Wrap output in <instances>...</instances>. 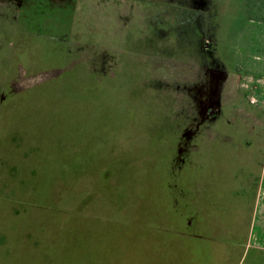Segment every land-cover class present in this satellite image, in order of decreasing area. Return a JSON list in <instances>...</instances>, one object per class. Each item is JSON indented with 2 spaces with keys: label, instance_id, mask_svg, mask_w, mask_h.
<instances>
[{
  "label": "rangeland",
  "instance_id": "374dc122",
  "mask_svg": "<svg viewBox=\"0 0 264 264\" xmlns=\"http://www.w3.org/2000/svg\"><path fill=\"white\" fill-rule=\"evenodd\" d=\"M2 94L0 264H264V28L243 0H0ZM208 202L218 246L193 236Z\"/></svg>",
  "mask_w": 264,
  "mask_h": 264
},
{
  "label": "crops",
  "instance_id": "0c3cea01",
  "mask_svg": "<svg viewBox=\"0 0 264 264\" xmlns=\"http://www.w3.org/2000/svg\"><path fill=\"white\" fill-rule=\"evenodd\" d=\"M17 96L18 95H16V94H10L9 96L7 94L0 95V125L3 123L2 120H5L6 119V116L3 113V111H4L3 108L7 104H8V108L13 109V107H16V102H15L14 98H16ZM1 139H2V137L0 136V140ZM3 146H4V143L2 142L1 145H0V149H2ZM215 206L217 208L214 207V204L210 205V203L208 202V203L205 204V206L200 207L199 210L202 211V218H201L202 224H204V226H206L208 228V230H207V232L205 234H202L201 232H195V233H193V236H195V237H198V238L205 237L204 243L208 242L210 246H211V242L215 246L216 245L217 246L218 245H221L220 242H219V240L220 239H224L223 236H219V234L215 233L212 230V228H209L210 225L213 226L217 222H218V224L220 223V221H218L217 216H220L221 209L216 204H215ZM263 207H264L263 205H260L259 206V196L255 199V202L253 201V205H251V207L249 206L250 211H251L250 212L251 213V218H250L249 225H248V229H249L248 230L249 232L247 233V234H249L248 235L249 236L248 241H251V240L254 241L253 245L256 248H257V246L259 244H261L259 242V239L257 238V232L258 231H261L262 229L264 230V208ZM205 210H207V213H205L206 216L204 215V211ZM190 223H191V219H188V224L187 225H189ZM176 226H174L172 229H168L167 231L172 230L173 232H175V231L178 230V233L179 232L181 234L183 233L182 235H185L187 237H181V238H183V239L186 238V240L189 242L188 244L190 245L191 244V242H190V235L192 233L190 231L185 230V229L182 230V231H179V227L180 226H179L178 222L176 223ZM238 230L244 232V228L237 229V231ZM179 239H180V237H179ZM228 239H232V237L231 238H228ZM209 241H211V242H209ZM255 241H256V243H255ZM255 244H256V246H255ZM236 245H239V243L236 244Z\"/></svg>",
  "mask_w": 264,
  "mask_h": 264
},
{
  "label": "trees",
  "instance_id": "16d2710c",
  "mask_svg": "<svg viewBox=\"0 0 264 264\" xmlns=\"http://www.w3.org/2000/svg\"><path fill=\"white\" fill-rule=\"evenodd\" d=\"M244 23L249 26L250 30L257 29V32L264 28V0H243V24ZM255 36L259 38V41L258 39H256L257 47H259L258 43H261V37L257 36V34H255ZM257 57H260V55L257 54ZM237 61H235L234 65L241 66V62ZM254 61L252 60L250 66H255V69L257 71L259 70L258 66H260L258 65L259 61ZM260 72L262 73L263 69H261Z\"/></svg>",
  "mask_w": 264,
  "mask_h": 264
},
{
  "label": "flooded vegetation",
  "instance_id": "af4514ba",
  "mask_svg": "<svg viewBox=\"0 0 264 264\" xmlns=\"http://www.w3.org/2000/svg\"><path fill=\"white\" fill-rule=\"evenodd\" d=\"M73 2H76V0H72ZM70 6H72V5H70ZM30 7H32V5L30 6ZM30 12H32V9H29L28 10V13H30ZM43 12V11H42ZM25 12H23L22 11V14L21 15H23ZM48 13H50V12H48ZM50 15H51V13H50ZM22 19V18H21ZM19 34V35H21V37H24L23 36V34L22 33H20V32H16V33H14V36H13V38H15L16 40L18 39V37H15L16 36V34ZM9 65H10V63H9ZM11 66H13L12 64H11ZM14 66H16V63L14 64ZM3 95V94H2Z\"/></svg>",
  "mask_w": 264,
  "mask_h": 264
}]
</instances>
